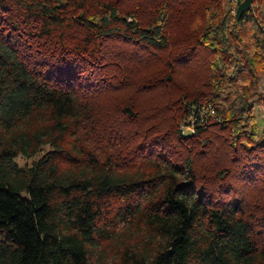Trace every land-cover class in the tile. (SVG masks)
Masks as SVG:
<instances>
[{
    "label": "trees",
    "instance_id": "trees-1",
    "mask_svg": "<svg viewBox=\"0 0 264 264\" xmlns=\"http://www.w3.org/2000/svg\"><path fill=\"white\" fill-rule=\"evenodd\" d=\"M253 4L0 0V264H264Z\"/></svg>",
    "mask_w": 264,
    "mask_h": 264
},
{
    "label": "rangeland",
    "instance_id": "rangeland-1",
    "mask_svg": "<svg viewBox=\"0 0 264 264\" xmlns=\"http://www.w3.org/2000/svg\"><path fill=\"white\" fill-rule=\"evenodd\" d=\"M242 1H243V0H242ZM233 2H234V4L236 3V9H237V0H233ZM252 5H254V4H253V1H252ZM252 5H251V6H252ZM236 9L233 10V13H234V14L236 13ZM257 115H258V119H259L260 122L264 121V109H262V108H260V107H257ZM184 124H185L184 122L181 123L180 129H182V130L185 131V132H189V131H191V129H190V128H187ZM205 143H206V141H205V140H204V141L202 140V144H205ZM112 147H114L113 144H112ZM32 160H33V159H30V158H24V157H21V156L17 158V162H18L20 165L30 164V163L32 162Z\"/></svg>",
    "mask_w": 264,
    "mask_h": 264
},
{
    "label": "water",
    "instance_id": "water-1",
    "mask_svg": "<svg viewBox=\"0 0 264 264\" xmlns=\"http://www.w3.org/2000/svg\"><path fill=\"white\" fill-rule=\"evenodd\" d=\"M253 0H238L237 1V9H236V17L239 19L242 14L248 11L251 8Z\"/></svg>",
    "mask_w": 264,
    "mask_h": 264
},
{
    "label": "built area",
    "instance_id": "built-area-1",
    "mask_svg": "<svg viewBox=\"0 0 264 264\" xmlns=\"http://www.w3.org/2000/svg\"><path fill=\"white\" fill-rule=\"evenodd\" d=\"M210 113H214L213 111H211Z\"/></svg>",
    "mask_w": 264,
    "mask_h": 264
}]
</instances>
